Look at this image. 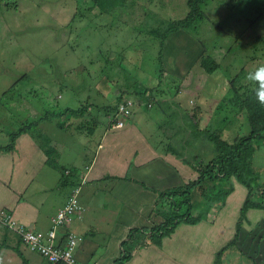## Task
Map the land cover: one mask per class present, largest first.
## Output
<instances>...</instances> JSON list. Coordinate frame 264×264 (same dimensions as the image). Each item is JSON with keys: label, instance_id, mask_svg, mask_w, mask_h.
I'll use <instances>...</instances> for the list:
<instances>
[{"label": "rangeland", "instance_id": "374dc122", "mask_svg": "<svg viewBox=\"0 0 264 264\" xmlns=\"http://www.w3.org/2000/svg\"><path fill=\"white\" fill-rule=\"evenodd\" d=\"M93 6L91 0H0V147L12 143L11 134L21 128L28 130L32 124L30 134H43L41 126H35L43 121V141L51 151L47 154L51 163L60 168L63 161L67 167L70 161L82 165L94 158L104 137L115 149L122 146L121 138L114 141L112 135L121 134L124 127H113L110 134V118L104 109L114 106L123 94L119 113L122 105L136 101L138 91L148 88L164 100L158 99L150 110H145V105L136 106L141 114L127 123L140 125L162 161L170 145L192 156L193 149L200 152L203 143V150L209 151L205 159L211 161L215 152L206 146L207 140L198 129L220 131L225 117L231 122L222 129L223 138L233 142L242 136L244 119L236 114L234 118L230 102L233 83L248 84L247 73L264 64V17L258 16L251 0H209L196 28L173 34L167 41L162 39L167 29L189 15V0H120L107 11ZM202 57L214 62L217 70L213 74L202 66ZM64 108L77 113H65ZM254 160V169L264 179V149L256 152ZM187 168L194 175L191 180L198 179L195 170ZM47 171L54 172L50 167ZM56 175L60 180L61 175L66 176L65 170L58 169ZM42 177L32 189L42 186L45 191L35 194L32 190L28 196L37 197L42 213L49 216L63 181L53 188L54 184L42 181ZM158 180L168 185L164 191L178 184L172 169L161 172ZM122 188L107 181L98 186L97 200L102 204L111 200V207L122 209L124 198L130 197L135 186ZM247 196V190L236 182L223 210L215 207L205 212L204 222L181 226L190 229L180 230L177 236V243L184 240L188 249L180 260L214 264L216 252L236 233ZM260 197L261 191L252 195L254 201ZM8 211L4 209L10 214ZM101 217L109 216L90 214L84 238L106 246L112 242V232ZM247 218L245 226L252 230L264 219V211L251 210ZM109 219V225L114 224ZM1 223L0 264H25L14 249L17 236ZM77 238L84 240L79 235ZM20 248L28 250L23 245ZM222 264L253 263L233 248L224 255Z\"/></svg>", "mask_w": 264, "mask_h": 264}, {"label": "crops", "instance_id": "0c3cea01", "mask_svg": "<svg viewBox=\"0 0 264 264\" xmlns=\"http://www.w3.org/2000/svg\"><path fill=\"white\" fill-rule=\"evenodd\" d=\"M156 97L164 100L159 95ZM152 104L154 107L156 103ZM41 123H37L36 126L39 129L41 126L40 132L43 131L44 133L46 125H41ZM123 130H121V134H117L119 135L118 139L116 138L117 135H112L114 141L121 138L122 146L120 148L115 149L113 144H110L108 139L104 137L92 160L85 161L82 165H76L70 161L68 167L63 161L64 165L61 168L58 163L52 164L50 162L43 148L42 140L36 139L28 130L16 141L13 151L0 154V165L2 166V171H0V213L7 209L14 218H18L28 228L47 232L52 229V218L67 206L69 199L78 189L80 192L78 200L82 206V212L80 208L66 227L60 226L58 228L56 242L60 244L59 246L64 247L72 234L79 235L84 239L80 241L76 251V258L80 264H113L121 256L122 244L128 240L132 230H149L161 222L159 215L155 217V211L158 208L160 193L166 190V186H168L167 184L162 185L159 180L157 181L161 172L168 173V170L172 169V174L178 178V184H174V187L193 181L191 179L194 177L191 170L187 168L189 165L186 166L181 159H177L176 155L167 152L168 154L165 153L162 161L158 148L156 149L149 137L141 131L140 125L128 124ZM112 131L114 130L110 128V134ZM28 166L31 167L30 170ZM48 167L54 172H46ZM58 169L65 170L66 174L63 178L61 175L60 180L56 175ZM196 174L198 173L196 172ZM40 176H43L42 181L54 184L53 188H58L57 184L60 185L66 177L65 183L63 182L60 187L58 202L52 207L49 216L42 213L41 209L43 208L39 202L35 201L37 197L31 199L32 195L28 196L32 190H35L33 191L35 194L39 191H45L42 186L32 189ZM185 177L189 179H184ZM107 181L119 183L121 190L124 189L122 186H125L127 190L131 185L135 186L130 197H123L125 201L123 199L122 209L111 207V204L108 203L111 200L103 204L97 200L98 186ZM127 190L125 191L129 192ZM103 192L105 193V191ZM131 200H134L136 204L132 203ZM113 206L115 205L113 204ZM95 212L98 215H108L112 219L111 222L114 223L109 225V217L100 218L101 222L112 232L110 236L112 242L109 245L101 246L92 241H85L84 236L89 226L90 214ZM181 226L171 237L164 239L162 246L151 245L141 248L126 264H196L193 260L186 262L179 258L185 256L188 249L184 240L177 243V236L180 230L190 229L188 227L181 228ZM4 240L7 242V238ZM18 242L17 237L14 248ZM23 246L28 249L21 250L25 264L47 262L39 253L31 251L26 245ZM80 249L82 250L80 251ZM200 255L198 254L196 257H200Z\"/></svg>", "mask_w": 264, "mask_h": 264}, {"label": "trees", "instance_id": "16d2710c", "mask_svg": "<svg viewBox=\"0 0 264 264\" xmlns=\"http://www.w3.org/2000/svg\"><path fill=\"white\" fill-rule=\"evenodd\" d=\"M91 1L94 3L95 7L99 6L104 9V11L110 9L113 4H120V0ZM208 2L209 0H189V15L185 19L175 22V24L167 29L162 39L167 41L173 34H177L181 31H190V29L196 28L197 26L195 27V25L204 17L203 8ZM251 4L258 16L263 18L264 0H251ZM202 66L212 74L217 70L214 62L209 58H203ZM233 93L230 102L233 105L234 110L232 112L234 113V118L236 114L244 119L240 128L242 136L236 138L233 142L223 138L224 130L222 129L231 122L230 117H225L223 127L220 131L209 130L203 132V130L198 129L199 133L203 134L207 140L205 142L206 146L215 152V156L211 161L205 159L209 156V151L203 150L204 143L201 145L200 152L199 148L193 149L195 154L192 153V156H188L184 151H178L176 150L177 147L175 148L170 145L167 152L173 153L176 156L178 155L179 159L186 165L191 166V168L198 173L199 177L194 181L183 183L180 186L160 193L156 211L162 209L157 212L161 217V222L149 230H132L128 240L122 244L123 251L121 256L117 258L113 264H126L141 248L151 245L162 246L164 239L171 237L181 225L196 226L204 222L205 212L211 211L215 207L218 208V210H223L227 205L229 197L236 190V182L247 190L248 196L236 224V233L234 237L216 253L214 264H222L224 255L233 248H236L242 256L248 258L253 264H264V219L259 221L252 230H248L245 226L248 220V212L251 210L264 211V179L260 173L254 169V156L257 151L264 149V106L256 101L248 84L238 86L235 81L233 83ZM156 95L155 91L149 88L138 91L136 101H134L135 106L132 115L128 118H124L125 122L127 123L128 119L141 114V108H135L136 106L145 105V110L153 109L152 103L158 101ZM123 96L122 94L117 98L114 106L104 109L107 116L110 118V128L117 124L119 119L122 118L118 113V109L120 103L125 100ZM64 111L65 113H77V111H73L70 108ZM87 112H89V109ZM33 125L34 124L29 126V131ZM36 125L37 124H35V126ZM28 130L21 128L19 133L11 134L12 143L1 146L0 154L13 151L16 141ZM93 130L94 129L91 130L92 134ZM88 132L91 133L90 130H88ZM43 134L41 133L40 135L33 136L36 139L42 140L44 145L43 148L45 152L49 154L51 151L49 152L46 148V142L43 141ZM183 153L186 154L187 157ZM193 156H195V158H193ZM203 156L205 157L203 158ZM259 191H261L260 201H254L252 195ZM61 227H66V224ZM22 244L23 242L19 240L18 245L14 249L19 255H22L23 258L20 248ZM56 264L64 263L59 262ZM78 264L80 263L78 262Z\"/></svg>", "mask_w": 264, "mask_h": 264}, {"label": "built area", "instance_id": "2783aa9c", "mask_svg": "<svg viewBox=\"0 0 264 264\" xmlns=\"http://www.w3.org/2000/svg\"><path fill=\"white\" fill-rule=\"evenodd\" d=\"M135 104L134 101H129L122 105L119 110V115L122 118H128L132 115ZM121 118V119H122ZM125 120H119L114 128H125ZM79 190H75L73 197L69 200L67 206L52 219V229L47 232H36L25 225L19 223L11 214H6L4 211L0 213V223L13 231L32 251L39 253L51 263L63 262L64 264H78L76 258L77 246L79 240L77 235L72 234L68 239L67 244L62 247L56 242L58 238V228L69 224L73 220V215L80 209L77 195ZM81 240V239H80Z\"/></svg>", "mask_w": 264, "mask_h": 264}, {"label": "clouds", "instance_id": "9594fccd", "mask_svg": "<svg viewBox=\"0 0 264 264\" xmlns=\"http://www.w3.org/2000/svg\"><path fill=\"white\" fill-rule=\"evenodd\" d=\"M250 90L253 92L256 101L264 106V64L257 67L255 70L247 73L245 77ZM113 128V127H112ZM3 212V211H2ZM59 214V213H58ZM57 214V215H58ZM56 215V216H57ZM55 216V217H56ZM53 219V218H52ZM19 222V221H18ZM20 223V222H19ZM23 224V223H21ZM24 225V224H23ZM26 226V225H25ZM27 227V226H26ZM32 230V229H31ZM34 231V230H33ZM16 235V234H15ZM17 236V235H16ZM18 237V236H17ZM19 240L20 237H18ZM22 241V240H21ZM23 242V241H22ZM22 245H26L24 242ZM27 246V245H26ZM29 247V246H28ZM32 251V250H31Z\"/></svg>", "mask_w": 264, "mask_h": 264}]
</instances>
